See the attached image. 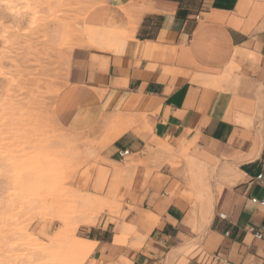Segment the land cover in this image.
Masks as SVG:
<instances>
[{
  "label": "crops",
  "instance_id": "obj_1",
  "mask_svg": "<svg viewBox=\"0 0 264 264\" xmlns=\"http://www.w3.org/2000/svg\"><path fill=\"white\" fill-rule=\"evenodd\" d=\"M82 24L53 116L129 182L123 222L83 229L81 264H264V0H94Z\"/></svg>",
  "mask_w": 264,
  "mask_h": 264
},
{
  "label": "rangeland",
  "instance_id": "obj_2",
  "mask_svg": "<svg viewBox=\"0 0 264 264\" xmlns=\"http://www.w3.org/2000/svg\"><path fill=\"white\" fill-rule=\"evenodd\" d=\"M55 1L32 0L39 18L29 27L26 4L15 0L19 14L11 15L0 0V264H81L86 254L79 239L89 228L81 222L85 194L98 202L97 225L116 227L128 214L121 189L129 180L111 174L105 180L103 173L113 168L100 160L95 137L71 134L54 119V99L84 57L82 17L94 4ZM50 5L56 6L57 17H51ZM60 22L70 23V38L63 45ZM159 157L160 164L168 163ZM64 228L74 237L59 238Z\"/></svg>",
  "mask_w": 264,
  "mask_h": 264
},
{
  "label": "bare ground",
  "instance_id": "obj_3",
  "mask_svg": "<svg viewBox=\"0 0 264 264\" xmlns=\"http://www.w3.org/2000/svg\"><path fill=\"white\" fill-rule=\"evenodd\" d=\"M15 0H1V2H2V4H3V6L5 7V9L9 12V14H11V15H18L19 14V12H18V10L16 9V7H14V5H13V2H14ZM16 1H20V2H22V3H24V4H26V6H24V12H26V13H29L30 14V21H29V27H33L36 23H37V20H38V18H39V11L38 10H36L37 9V4H36V6H34V7H31V4H32V0H16ZM58 1V0H57ZM57 1H55L56 2V5H57V3H61V1L62 0H60L59 2H57ZM52 3V2H51ZM54 3V2H53ZM49 6V5H48ZM51 7H50V12H52L51 13V17L52 16H54V17H57L55 14H56V12H54L55 10H53V8H54V6L55 5H50ZM156 6V5H155ZM56 7V6H55ZM58 7V6H57ZM21 9V8H20ZM57 9V8H56ZM22 10V9H21ZM1 12V11H0ZM2 14V13H1ZM76 15V14H75ZM84 15V17H82L83 19H82V22H83V20L85 19V17H86V15H87V13L86 14H83ZM82 15V16H83ZM92 16V15H91ZM10 17V16H9ZM6 18V17H5ZM59 19V18H58ZM78 19V18H77ZM5 21V20H4ZM51 21V20H50ZM59 21H61V20H59ZM17 22V21H16ZM58 22V21H57ZM57 22H55V23H57ZM51 23V22H50ZM61 24H62V28H63V31H61L62 32V34H61V36H60V44L61 45H63V44H66V43H68V39L70 38V34L68 33V28L67 27H69L70 25V23L68 24V26L66 27V25L67 24H65V23H62V22H60ZM90 23H91V21H90ZM60 25V24H59ZM85 26V25H84ZM13 27V26H12ZM20 27V26H19ZM86 27V26H85ZM60 28V27H59ZM134 28V27H133ZM48 30V29H47ZM2 36H4V35H2ZM99 38V37H98ZM8 40V39H7ZM3 41V40H2ZM1 42V41H0ZM45 42V41H44ZM6 43H9V42H6ZM2 50V49H1ZM16 64V63H15ZM10 68V67H9ZM12 69V68H11ZM2 71H3V69H2ZM1 74H5L4 72L3 73H1ZM234 76V75H233ZM223 77V76H222ZM7 78V77H6ZM15 78V77H14ZM224 78V77H223ZM223 78H221V80L223 79ZM227 79H229V77L227 78ZM235 79V78H234ZM8 80V79H7ZM6 80V81H7ZM220 80V79H219ZM224 80V79H223ZM227 81H229V80H227ZM220 82V81H219ZM7 83V82H6ZM65 83V82H64ZM223 83V82H222ZM222 83H220V85L222 84ZM227 83V82H226ZM216 84V83H215ZM60 87V86H59ZM52 89V88H51ZM54 89V88H53ZM59 89H56L55 90V92L56 91H58ZM51 91V90H50ZM57 93V92H56ZM126 101V100H125ZM9 102V101H8ZM10 103V102H9ZM24 108V107H23ZM11 113V112H10ZM128 115V114H127ZM126 115V116H127ZM131 115H133V114H130V116ZM126 116H125V118H126ZM115 117H117V116H115ZM106 118V117H105ZM112 118V117H111ZM127 118H128V116H127ZM133 118V117H132ZM110 119V118H109ZM131 119V118H130ZM142 119V118H141ZM143 120V119H142ZM145 120V119H144ZM143 120V121H144ZM124 121V116L123 115H119L117 118H115L114 120H112V124H111V126L110 127H112V128H115V127H117V131L113 134V136H112V140L114 141V139H116L117 137H119V135L121 134V133H123L128 127L129 128H131L130 127V124H132V122L130 121L128 124H126L125 126H121V124H119V123H122ZM136 121V120H135ZM3 122V121H2ZM126 122V121H125ZM134 122V121H133ZM139 122V121H138ZM142 122V121H141ZM146 122V121H145ZM136 123V122H135ZM119 124V125H118ZM122 124H124V123H122ZM136 125H138L137 123H136ZM113 126H115V127H113ZM134 126H135V124H134ZM109 127V128H110ZM132 129H134V128H132ZM116 130V129H115ZM137 130V129H136ZM127 131V130H126ZM138 132V131H137ZM146 133V132H145ZM144 134V133H143ZM147 134V133H146ZM110 136V137H111ZM154 136V135H153ZM147 137V136H146ZM144 138V137H143ZM152 138V137H151ZM153 139V138H152ZM60 140H61V138H60ZM111 140V141H112ZM108 141V140H107ZM152 141V140H151ZM160 141H162V140H160ZM65 143V142H64ZM108 143V142H107ZM110 143H112V142H110ZM162 143H163V141H162ZM166 143V142H165ZM108 145V144H107ZM66 146V145H65ZM62 147V146H61ZM70 147V146H69ZM66 148V147H65ZM75 148V147H74ZM73 148V149H74ZM171 148V147H170ZM173 148V147H172ZM68 149V148H67ZM158 149V148H157ZM160 149V148H159ZM161 149H163V148H161ZM69 150V149H68ZM167 150V149H166ZM168 151V150H167ZM169 151H172V150H169ZM174 151V150H173ZM77 152V151H76ZM156 152H157V150H156ZM159 152V151H158ZM161 152V151H160ZM165 152V151H164ZM77 154V153H76ZM162 154V153H161ZM167 155V154H166ZM101 156V155H100ZM168 156V155H167ZM166 156V157H167ZM77 157V156H76ZM75 157V158H76ZM182 157H187V154L186 153H184L183 154V156ZM182 157H176L175 155H171L170 156V164H179L180 165V162H181V158ZM101 158V157H100ZM103 158V157H102ZM193 158H195V157H193ZM104 160H105V158H103ZM168 159H169V156H168ZM186 159H188V157L186 158ZM53 160L55 161V159L53 158ZM52 161V160H51ZM59 161V160H58ZM81 161V160H80ZM187 161V160H186ZM56 162V161H55ZM72 162H73V160H72ZM58 163V162H57ZM68 163H69V161H68ZM178 165V166H179ZM187 168H189V167H187ZM58 170V169H57ZM202 170V167H201V165H200V163L199 162H197L196 160H193V159H191L190 160V171L189 172H191V175L194 177V179L195 178H197L198 176H199V174H200V171ZM205 170H206V168H205ZM207 170H209V169H207ZM228 170V169H227ZM209 172V171H208ZM53 173V172H52ZM61 174V173H60ZM227 176H228V174H227ZM208 177V176H207ZM200 179V178H199ZM210 180V179H209ZM230 180V179H229ZM226 181H228V180H226ZM197 183H199V181L197 182ZM208 183V182H207ZM200 184H202V183H200ZM205 184V183H204ZM197 185V184H196ZM57 186V185H56ZM197 186H201V185H197ZM210 186V185H209ZM208 186V184H207V187H209ZM202 187V186H201ZM200 187V188H201ZM53 188V187H52ZM199 188V187H198ZM203 188V187H202ZM206 188V187H205ZM204 189V188H203ZM198 190V189H197ZM204 191H206V190H204ZM77 192V191H76ZM202 196H203V194H201ZM84 198H82V200H81V204H80V208H82L83 207V214L81 215L82 216V220H81V222H82V224H84V225H87V226H92V225H94L95 224V222L97 221V214L94 212V206H95V204L96 203H98V202H96V199L94 198V197H92L91 195H89V194H85L84 196H83ZM200 197V196H199ZM207 198H208V196H207ZM100 200V199H99ZM202 201H203V199H202ZM99 203H102L103 204V202H99ZM82 206V207H81ZM99 206V205H98ZM97 206V207H98ZM79 212V211H78ZM55 217H57L56 216V214L54 215ZM54 216H53V218H54ZM80 217V216H79ZM63 218V217H62ZM57 219V218H56ZM206 220H207V218H206ZM62 221V220H61ZM73 222V221H72ZM81 222H79L78 221V223H81ZM206 222V221H205ZM208 222V221H207ZM74 225H75V223H74ZM78 225H80V224H78ZM73 226V225H72ZM82 226V225H81ZM22 229V228H21ZM64 229H66V228H64ZM11 231V230H10ZM14 232V231H13ZM58 234V233H57ZM73 238L74 237V235H73V232L72 231H70V230H68V229H66V230H64V231H62V232H60V234H59V238ZM80 241H82V242H85L84 241V239L82 240V239H79ZM88 240V239H87ZM61 241V240H60ZM75 242V241H74ZM89 243V242H88ZM72 244H74L75 245V243H72ZM71 245V244H70ZM84 247V246H83ZM74 248V247H73ZM79 248H82V247H79ZM84 249V248H83ZM83 249H81L82 251H83ZM72 250V249H71ZM73 251V250H72ZM87 252H88V250H87ZM48 253V252H47ZM47 253H45V254H47ZM74 253V252H73ZM79 253V252H78ZM84 253V252H83ZM86 253V252H85ZM44 254V255H45ZM48 255V257H49V255L51 256V254H47ZM28 262V261H27ZM31 262V261H30Z\"/></svg>",
  "mask_w": 264,
  "mask_h": 264
},
{
  "label": "built area",
  "instance_id": "obj_4",
  "mask_svg": "<svg viewBox=\"0 0 264 264\" xmlns=\"http://www.w3.org/2000/svg\"><path fill=\"white\" fill-rule=\"evenodd\" d=\"M129 155H130L129 150L120 151V156L122 158H126ZM259 179H260V177H259ZM252 201H253V203H255V204H257V205H259V206L264 208V199H259L257 197H254V198H252ZM248 230L250 232H252L257 239H261L263 237V234L260 231L256 230L254 227H249Z\"/></svg>",
  "mask_w": 264,
  "mask_h": 264
}]
</instances>
